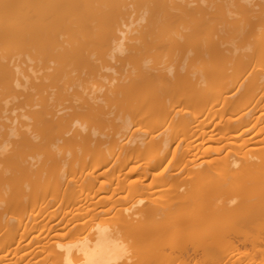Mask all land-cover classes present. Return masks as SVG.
Masks as SVG:
<instances>
[{
    "label": "bare ground",
    "instance_id": "obj_1",
    "mask_svg": "<svg viewBox=\"0 0 264 264\" xmlns=\"http://www.w3.org/2000/svg\"><path fill=\"white\" fill-rule=\"evenodd\" d=\"M41 1L0 0V264H264V0Z\"/></svg>",
    "mask_w": 264,
    "mask_h": 264
},
{
    "label": "rangeland",
    "instance_id": "obj_2",
    "mask_svg": "<svg viewBox=\"0 0 264 264\" xmlns=\"http://www.w3.org/2000/svg\"><path fill=\"white\" fill-rule=\"evenodd\" d=\"M33 4L32 6L30 5L27 9H23L21 11H13L11 14L12 16L9 17L7 20H11L13 22V18L14 17H21V16H26V17H30L31 14L29 12H31L33 10V7H37L38 5H41L42 7V1L41 0H33ZM58 6V5H57ZM2 5L0 3V22H4V19H2L1 17H3V10H2ZM21 14V15H20ZM15 35L14 34H10L5 36L4 33H2V31H0V36L4 39L3 41L0 42V48H6L2 51H0V57H2V62L3 63H7L8 65L12 66L14 64L15 58H16V53L17 51L15 49H13L11 46L8 45L9 41L11 38H13Z\"/></svg>",
    "mask_w": 264,
    "mask_h": 264
}]
</instances>
